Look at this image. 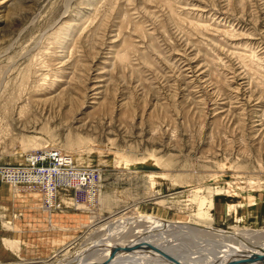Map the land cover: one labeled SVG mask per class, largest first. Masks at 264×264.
Masks as SVG:
<instances>
[{
    "label": "rangeland",
    "instance_id": "rangeland-1",
    "mask_svg": "<svg viewBox=\"0 0 264 264\" xmlns=\"http://www.w3.org/2000/svg\"><path fill=\"white\" fill-rule=\"evenodd\" d=\"M47 147L97 194L37 211L0 178V264L70 260L127 215L189 228L141 218L135 249L264 230V0H0V166Z\"/></svg>",
    "mask_w": 264,
    "mask_h": 264
},
{
    "label": "bare ground",
    "instance_id": "bare-ground-1",
    "mask_svg": "<svg viewBox=\"0 0 264 264\" xmlns=\"http://www.w3.org/2000/svg\"><path fill=\"white\" fill-rule=\"evenodd\" d=\"M31 145L33 144L31 143ZM31 145L29 144L27 145V147H30ZM14 198H15V202L17 203L26 202L28 207L32 208V210L35 209L38 211V209H40V207L42 206L41 198H43V196L42 194H39V192L30 193L28 195L24 193L22 195H17ZM252 201L253 200H251V203ZM50 211H52V209H50ZM118 218L119 219L116 218L113 221H118V222L120 221L121 222L120 228L123 227V230L120 232L118 231L114 232V235L112 236L110 234H107L110 235L111 238L110 237L106 238L105 236L104 237L100 236L101 238H95V239L93 238L92 242H89L88 245H86L87 247L86 246L84 247V245L81 246L82 249L76 252V254L70 260L57 259L56 256L58 254H55V256H52L50 259L44 260L39 264H72L73 261L77 259L80 262L103 261L107 259L108 256L110 255L111 249L117 246H121V247L124 246L123 244L119 245V243H117L118 238L123 235V232H125L124 230L127 231L129 229H132V227H134L135 225H139L143 220L141 218H145V219L149 218L151 219L150 220L151 223L161 228V232H160L162 234V237H160L161 239L163 238L168 239L170 237L175 238V236L178 235L176 234L177 232L189 231V228L186 227V224H183L180 221L173 222L156 216L136 215L135 217L134 216L131 217L127 215ZM132 218H134L133 221ZM163 222H165L166 224ZM114 224L115 222L110 224L112 226H109V230L111 229L112 231V227ZM198 226H199L198 230L202 232L203 236H202V240H200V243L199 240L196 242L198 243V245L199 244L201 245L202 249L199 246L197 248L200 249L197 250L195 247L196 245L194 244L196 250L193 249L194 247L192 248L193 250H191V248L190 250H187L189 248L185 249L186 246L184 245L183 247V244H188V241L187 243H185L186 241H184L183 244H181V241L179 243L178 241L179 239L177 238H176L177 246L174 248H172L173 246L167 245L170 247L168 248L159 244V240L157 243L153 245L155 247H158L160 251L172 255L176 260H178L182 264H229L230 261H235V262L246 261L247 259H250V257L253 256L254 254L264 257V230L245 229L238 232H231L222 228L212 227L208 225H198ZM173 230L176 233L171 232ZM111 231H107V233L108 232L111 233ZM184 235L182 236L185 237ZM177 237H179V235ZM187 239L189 238L187 237ZM187 239L185 237V240ZM190 241L193 242V240ZM191 245H193V243H191L189 246L191 247ZM162 252H157L151 249L148 245L137 249L134 248L131 252L122 251L121 253H119L115 258V263L117 264H176L170 261L167 257H165ZM260 261L261 260L256 259L252 263H246V262L244 263L239 262V263L264 264V261L262 262ZM26 263L33 264L34 262H26Z\"/></svg>",
    "mask_w": 264,
    "mask_h": 264
},
{
    "label": "built area",
    "instance_id": "built-area-1",
    "mask_svg": "<svg viewBox=\"0 0 264 264\" xmlns=\"http://www.w3.org/2000/svg\"><path fill=\"white\" fill-rule=\"evenodd\" d=\"M98 176L96 170L79 166L71 154L52 147L30 151L22 163L0 166L2 181L39 191L45 207L52 210L60 209L66 193L76 205L95 196Z\"/></svg>",
    "mask_w": 264,
    "mask_h": 264
},
{
    "label": "water",
    "instance_id": "water-1",
    "mask_svg": "<svg viewBox=\"0 0 264 264\" xmlns=\"http://www.w3.org/2000/svg\"><path fill=\"white\" fill-rule=\"evenodd\" d=\"M143 245H144V244H139V245H137L136 247L143 246ZM146 245H148L151 249H153V250H155V251H157V252H162V251L159 250L158 247H155L154 245H151V244H148V243H147ZM136 247H132V246H123V247H121V246H117V247L111 249V253H110V255L108 256L107 259H105V260H103V261H84V262H80V261L77 259V260L73 261L72 264H117V263H115V258H116V256H117L119 253H121L122 251H124V252H131V251H132L134 248H136ZM162 253H163V255H164L165 257H167L170 261H172V262H174V263H176V264H182V263H180L178 260H176L172 255H169L168 253H164V252H162ZM68 259H69V258H68ZM256 259L261 260L260 262L264 261V257H261L260 255H255V254H254L253 256L250 257V259H247L246 261H239V262H243V263H244V262H246V263H252V262H254ZM239 262L230 261L229 264H235V263L240 264Z\"/></svg>",
    "mask_w": 264,
    "mask_h": 264
},
{
    "label": "crops",
    "instance_id": "crops-1",
    "mask_svg": "<svg viewBox=\"0 0 264 264\" xmlns=\"http://www.w3.org/2000/svg\"><path fill=\"white\" fill-rule=\"evenodd\" d=\"M74 239H75V238L71 239L69 242H67L66 244H63V245H68L69 243H71V242H73V241H74V243H75L76 240H74ZM72 244H73V243H72ZM72 244H71V245H72ZM71 245H70V246H71ZM51 255H52V254H51Z\"/></svg>",
    "mask_w": 264,
    "mask_h": 264
}]
</instances>
